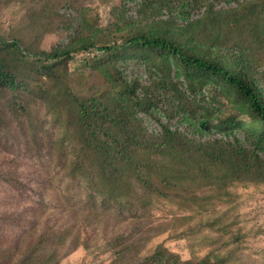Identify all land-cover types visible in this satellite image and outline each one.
<instances>
[{
    "label": "trees",
    "instance_id": "1",
    "mask_svg": "<svg viewBox=\"0 0 264 264\" xmlns=\"http://www.w3.org/2000/svg\"><path fill=\"white\" fill-rule=\"evenodd\" d=\"M237 1L229 25L204 34L194 31L193 21L181 26L178 17L188 19L191 10L205 7L219 18L224 11L214 9L212 1L184 0L187 11V4L191 6L189 13L176 15L171 0H141V7L162 2L160 13L166 10L168 17L160 15L150 25L121 35L120 41L96 39L85 31L86 20L69 42L50 51L0 38V126L9 115L23 124L35 97L45 103L51 126H31L43 150L37 154L53 160L56 155L57 174L64 172L84 187L82 211L146 213L155 196L176 199L194 185L264 186V71L260 76L253 71L248 45L259 42L264 47V0ZM123 2L126 6L127 0ZM230 35L231 47H225L223 39ZM237 38L248 44H238ZM92 49L99 52L87 63L104 85L81 94L68 81L65 67L75 53ZM130 62L145 68L150 83L125 75L123 67ZM210 88L216 91L214 97ZM222 97L231 106L227 114L222 112ZM200 107L208 110L201 112ZM159 113L164 121L156 119ZM176 117L185 129L173 125ZM151 118L158 121V129L150 127ZM11 185L44 198L34 188L29 193L22 182ZM71 210L78 208L73 205ZM32 227L40 233L16 264H55L51 248L65 238L50 235L49 224L41 229L35 221ZM139 264L212 263L206 258L181 260L159 245Z\"/></svg>",
    "mask_w": 264,
    "mask_h": 264
},
{
    "label": "rangeland",
    "instance_id": "2",
    "mask_svg": "<svg viewBox=\"0 0 264 264\" xmlns=\"http://www.w3.org/2000/svg\"><path fill=\"white\" fill-rule=\"evenodd\" d=\"M209 1L214 9H223L224 14L214 18L205 7L189 13L191 6L187 4V11L184 0H171V6L176 15L184 10L189 13L187 20L178 17L181 26L193 21L194 31L204 34L209 29L227 27L238 5L237 0ZM140 2L127 0L124 6L123 0H0V38L19 39L23 47L50 51L69 42L81 21L86 20L85 31L95 34L96 39L120 41L121 35L150 25L160 15L168 17L166 10L160 13L158 4L162 2L155 8L149 4L141 7ZM66 8L72 11H65ZM223 40L225 47H231V35ZM242 41L245 46L248 44L240 38L235 42ZM259 44H248L254 57H250L252 69L258 76L264 71V47ZM98 52L83 50L69 60L65 68L74 91L85 94L104 85L100 73L87 63ZM123 70L129 78L138 77L143 84L150 83L145 68L137 62L124 65ZM208 91L210 97L216 94L211 88ZM219 101L222 112L229 113V103L223 97ZM200 104L205 106L202 101ZM204 108L199 111L208 110ZM8 117L0 126V264H16L18 257L33 246L40 233L32 227L35 221L41 229L49 224L50 235L56 232L65 238L62 244L51 248L56 254L55 264H139L159 245L181 260L206 258L212 264H264L263 185H194L176 199L155 196L153 207L146 213H92L88 208L82 211L79 206L84 204V187L64 172L57 174L56 155L53 160L51 156L37 154L43 150L38 148L31 126L37 122L51 126L52 117L45 103L35 97L31 116H24L23 124L12 115ZM156 119L164 121L165 116L159 113ZM156 119L149 120L152 129L159 127ZM173 125L186 128L177 117ZM20 182L27 185L29 193L34 188L44 198L34 193L32 197L23 194L11 185ZM73 205L77 211L71 210ZM125 245L130 248L123 250Z\"/></svg>",
    "mask_w": 264,
    "mask_h": 264
}]
</instances>
